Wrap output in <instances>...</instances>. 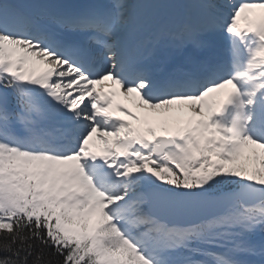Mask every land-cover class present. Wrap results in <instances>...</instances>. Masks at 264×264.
I'll return each instance as SVG.
<instances>
[{
	"label": "snow or ice",
	"instance_id": "6c2138e0",
	"mask_svg": "<svg viewBox=\"0 0 264 264\" xmlns=\"http://www.w3.org/2000/svg\"><path fill=\"white\" fill-rule=\"evenodd\" d=\"M0 264H264V0H0Z\"/></svg>",
	"mask_w": 264,
	"mask_h": 264
},
{
	"label": "bare ground",
	"instance_id": "6f19581e",
	"mask_svg": "<svg viewBox=\"0 0 264 264\" xmlns=\"http://www.w3.org/2000/svg\"><path fill=\"white\" fill-rule=\"evenodd\" d=\"M216 2H218V3H222V0H217ZM118 102H120V99H118ZM151 111L149 110V112L146 114L145 112H142V116L144 117V118H149V117H151L152 115H150L151 113H150Z\"/></svg>",
	"mask_w": 264,
	"mask_h": 264
},
{
	"label": "rangeland",
	"instance_id": "374dc122",
	"mask_svg": "<svg viewBox=\"0 0 264 264\" xmlns=\"http://www.w3.org/2000/svg\"><path fill=\"white\" fill-rule=\"evenodd\" d=\"M218 3V2H217ZM40 67H43V66H41L40 65ZM174 108H176V107H179V106H173ZM189 112L190 111H188L187 110V108L185 107V109H184V114H183V116H182V119H184L188 114H189ZM151 113V112H150ZM152 114V113H151ZM247 156V155H246Z\"/></svg>",
	"mask_w": 264,
	"mask_h": 264
}]
</instances>
